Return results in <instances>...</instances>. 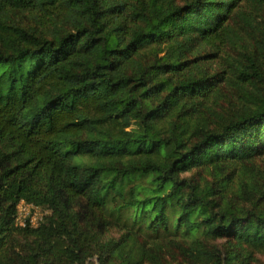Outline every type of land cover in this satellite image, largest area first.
I'll use <instances>...</instances> for the list:
<instances>
[{
  "label": "trees",
  "instance_id": "trees-1",
  "mask_svg": "<svg viewBox=\"0 0 264 264\" xmlns=\"http://www.w3.org/2000/svg\"><path fill=\"white\" fill-rule=\"evenodd\" d=\"M97 231L99 264H264V0H0V264Z\"/></svg>",
  "mask_w": 264,
  "mask_h": 264
},
{
  "label": "built area",
  "instance_id": "built-area-1",
  "mask_svg": "<svg viewBox=\"0 0 264 264\" xmlns=\"http://www.w3.org/2000/svg\"><path fill=\"white\" fill-rule=\"evenodd\" d=\"M45 214L47 211L41 206L21 200L16 208L14 224L16 226H26L27 224L36 226Z\"/></svg>",
  "mask_w": 264,
  "mask_h": 264
},
{
  "label": "rangeland",
  "instance_id": "rangeland-1",
  "mask_svg": "<svg viewBox=\"0 0 264 264\" xmlns=\"http://www.w3.org/2000/svg\"><path fill=\"white\" fill-rule=\"evenodd\" d=\"M96 236H97L96 255L89 259V260H91L92 264H99L98 255L101 253V251H102V249L104 247V244H105V240H106L105 234L102 233L101 231H97ZM101 245H102V247H100ZM262 259L264 260V255L262 256Z\"/></svg>",
  "mask_w": 264,
  "mask_h": 264
},
{
  "label": "bare ground",
  "instance_id": "bare-ground-1",
  "mask_svg": "<svg viewBox=\"0 0 264 264\" xmlns=\"http://www.w3.org/2000/svg\"><path fill=\"white\" fill-rule=\"evenodd\" d=\"M100 247H102V245Z\"/></svg>",
  "mask_w": 264,
  "mask_h": 264
}]
</instances>
